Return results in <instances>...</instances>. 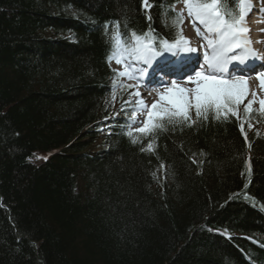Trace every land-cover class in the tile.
Returning a JSON list of instances; mask_svg holds the SVG:
<instances>
[{"label":"trees","instance_id":"trees-1","mask_svg":"<svg viewBox=\"0 0 264 264\" xmlns=\"http://www.w3.org/2000/svg\"><path fill=\"white\" fill-rule=\"evenodd\" d=\"M171 1L0 0V264H264V132L192 109L99 143L110 37Z\"/></svg>","mask_w":264,"mask_h":264},{"label":"snow or ice","instance_id":"snow-or-ice-1","mask_svg":"<svg viewBox=\"0 0 264 264\" xmlns=\"http://www.w3.org/2000/svg\"><path fill=\"white\" fill-rule=\"evenodd\" d=\"M147 6V0H144ZM183 4L187 9L188 16L199 21L200 25L204 26L206 33L213 34L215 39L208 38L205 47L211 50L209 55L207 52L204 55V61L207 65L208 72L196 71L193 76H188V81L195 85L192 88H178L173 82L171 87H167L163 93H158L159 101L153 102L150 107L145 105L144 101L137 100L139 111L146 110L147 115L143 121V125L136 128L137 133L145 135L150 134L154 129L163 128L161 123L166 120L170 125L181 124L184 122L194 123L190 118V111L195 110L197 119L203 116L208 118V113L211 111L219 118L221 115L236 117L237 112L234 106L242 103L246 96L244 85L247 83L243 76L237 80L224 79L221 75L227 70L228 64L233 61H238L244 64L250 58H255V53L248 48L249 40L245 34L248 28L245 26V17L247 9L250 7L244 3V0H239L238 17L227 10L221 11L219 0H183ZM231 6L232 0H229ZM182 15V13H181ZM197 35H201V30L197 28ZM190 42L182 36L173 42L167 40L161 41L159 48L167 52H175L176 50L193 53L197 49L187 47ZM243 50L244 54L235 55L237 50ZM157 45L153 40L148 38L147 34L140 37L132 34L131 43H124L122 39H115V47L112 56L119 65L125 61L123 71L115 74L120 77L133 78V73L136 71L132 67V61H140L146 65H151L155 57L159 56ZM141 76L144 74V69H139ZM138 78V77H137ZM257 79L262 88H264V72L257 74ZM135 96L139 97L140 93L135 92ZM254 95V94H253ZM163 102V106L161 105ZM127 103V102H125ZM253 102L248 101L244 111L248 113ZM260 109L264 112V100H260ZM137 111H132V120L129 126L137 123ZM251 127V125H249ZM129 137L133 136L132 132H128ZM135 143V139L132 141ZM153 145L149 143L147 150L152 151ZM142 151L145 149H141ZM45 159H47L45 157Z\"/></svg>","mask_w":264,"mask_h":264},{"label":"rangeland","instance_id":"rangeland-1","mask_svg":"<svg viewBox=\"0 0 264 264\" xmlns=\"http://www.w3.org/2000/svg\"><path fill=\"white\" fill-rule=\"evenodd\" d=\"M185 11H186L185 9L182 10V12H181L182 15H183V13ZM182 15H181V17H182ZM201 26H202V30H205L204 29V26L203 25H201ZM190 30L191 29L185 23H183V25H182V32L184 33L185 36L189 37L193 41V39L191 37V33L192 32ZM211 35H213V34H210L209 33V35H208L207 38H212L213 39V36H211ZM126 63H128V62L125 61V62H123V63H121V64L118 65L116 63V61H115L114 63H111V65H112V68L115 71L119 72V71H123L124 70V67H125V64ZM137 63H138L137 61H132L131 62L132 67L136 69V71L133 73V77L134 76H137V77L140 76L139 75V72L137 71V69H139L140 66H137L138 65ZM127 78H129V77H127V76L122 77V80L121 81H126ZM226 79L231 80L230 78H226ZM168 80H169L168 77L165 78V81H168ZM162 82H164V80H162V81L160 80V83H162ZM258 83L260 85L259 80H258ZM176 85H177L178 88H192V87H195V85L192 84L191 82H185V81H177L176 82ZM155 86L156 85H153L152 90L151 89L149 90V94H147V92H143L144 89H142L140 86H137L136 89H135V87H132L133 100L131 102V105H132V107H135V109L137 111L136 119H137V121L139 123L141 122V119L143 118V114L145 113L146 110L143 111V112L139 111V106L136 104V101L142 99L144 101L145 105H147V106L150 107V105L153 102L159 101V95H158V93H163L167 87H171V85L159 86V87H157V86L155 87ZM244 88L246 90V93H248L247 94L248 99L246 100V102H244L243 104L241 103L239 105H241V106H247L248 105V101H252L253 103L251 105H253V106H257L258 105L259 106L260 105V103H259L260 100H264V88L262 89V87L259 86V89L257 88L256 90H254V89L250 88L248 85H244ZM135 92H139L140 93V96L139 97L135 96L134 95ZM161 105L163 106V102H161ZM235 107L239 108L238 105H236ZM251 128H252L253 131L262 132V127H260L257 124H254L253 123L251 125ZM48 156H49V154L46 153V154H40L36 158H37V160H40V159L44 160L45 157L47 158Z\"/></svg>","mask_w":264,"mask_h":264},{"label":"bare ground","instance_id":"bare-ground-1","mask_svg":"<svg viewBox=\"0 0 264 264\" xmlns=\"http://www.w3.org/2000/svg\"><path fill=\"white\" fill-rule=\"evenodd\" d=\"M255 3L256 4L254 5V10H257V11H254V13H253L254 16L252 17L253 19H251L248 22L247 27H250L249 32H252L253 35L257 37V32H256L257 29H259V31H261V32H259L261 36L264 35V0H259V1L256 0ZM255 13H257V14H255ZM143 16L145 19V25H147L146 24L147 19L150 16H147V14H145V13H143ZM156 26H157L156 24H154V25L149 24L148 25V27H149L148 31L151 32L152 34L153 33L157 34L158 31L155 30ZM200 37H202V36H200ZM248 62H251V61L249 60ZM254 66L255 65H253V67ZM183 69H185V68H183ZM246 70H249V68H246ZM257 74H259V73H257ZM257 74H253L250 77L249 76H246V77L250 78V81L253 82V81L257 80Z\"/></svg>","mask_w":264,"mask_h":264}]
</instances>
